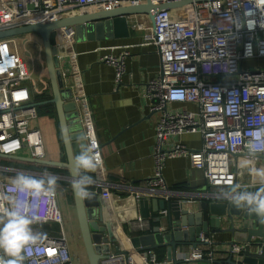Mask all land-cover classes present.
Returning a JSON list of instances; mask_svg holds the SVG:
<instances>
[{
  "label": "built area",
  "instance_id": "2783aa9c",
  "mask_svg": "<svg viewBox=\"0 0 264 264\" xmlns=\"http://www.w3.org/2000/svg\"><path fill=\"white\" fill-rule=\"evenodd\" d=\"M148 1L160 5L184 0H0V31L49 23L84 12H111ZM128 20L131 30L142 32V46L153 47L161 61L159 76L147 83L146 91L151 111L159 114L155 125V172L143 191L129 197L135 202L141 198H171L173 192L166 186L161 170L165 160L175 157H185L193 168L203 171L210 187L235 186L234 168L239 159L264 160V152L251 156L248 151L249 141L264 128V66H245L252 60H264V0H192L156 12L154 27L147 16H131ZM73 36V28L62 30L63 44L72 43ZM21 40H0V153L45 160L41 134L31 126L38 118V110L27 86L30 71L20 47ZM127 55V52L118 56L105 54L99 59L116 69V82L121 81ZM178 103L194 104L198 110H168V105ZM79 117L87 147L98 160L95 192L101 191V196L110 200L116 195L106 181L102 148L90 114L84 111ZM184 134H199L202 147L191 150L172 141L173 137ZM4 172L12 177L20 172L40 175L1 167L0 175L3 173L5 178H0V190L7 193L12 192V179H7ZM204 197L210 200L218 195ZM6 208L7 204L0 201V213ZM35 215L37 220L32 226L55 223L59 225V235L40 234L36 244L24 253L23 264H74L56 189L39 201ZM160 215L166 217L167 212L161 211ZM133 227L145 231L149 224L140 216ZM165 231L166 227L160 226V232ZM243 249L242 245H234L227 250V258L224 255L217 258L211 241L201 234L197 247L179 255L176 252V259L183 263L238 264ZM230 256L234 263L229 261ZM0 257L9 258L3 250ZM101 264L171 263L167 257L158 261L156 253L150 250L129 255L109 252Z\"/></svg>",
  "mask_w": 264,
  "mask_h": 264
},
{
  "label": "crops",
  "instance_id": "0c3cea01",
  "mask_svg": "<svg viewBox=\"0 0 264 264\" xmlns=\"http://www.w3.org/2000/svg\"><path fill=\"white\" fill-rule=\"evenodd\" d=\"M27 38L29 42L33 40L30 36ZM142 39V32L131 30L130 37L121 40H106L99 43H69L67 41L63 44L66 47V52L60 53L59 58L60 70L63 72L65 85L73 91L77 99L79 98L77 104L80 115L84 111L90 114L95 136L102 148L106 181L110 184V190L117 196L106 200L101 196V191L99 192L105 205L104 221L108 230L113 233L120 243L125 245H127V239L131 237L152 234L154 229L152 228V222L155 226L164 225L166 231L168 230V216L162 217L160 215L161 211L159 213L152 211L150 218H142L144 222L149 224V229L139 231L133 227V222L140 217V214L135 208V204H133V199L129 196L143 191L154 175L155 125L159 118L158 113L151 111L152 105L146 96V91L147 83L159 76L161 61L153 47L142 46ZM122 52H127L128 55L124 59V71L121 81L116 82V69L113 66L101 63L99 59L105 54L118 56ZM28 68L30 80L27 82V86L30 89L32 103L38 104L51 99L52 92L46 68L42 70L37 68L36 65H34V68L28 65ZM34 71L39 77L37 81L32 82L31 75ZM41 95L50 97L42 99ZM168 110L171 112L197 111L198 107L194 104L178 103L168 105ZM54 114L57 117L56 109ZM32 128L38 130L41 134L45 160L64 161L65 149L58 119L52 118L48 112L45 115L38 114ZM172 141L180 142L191 150H199L203 144V139L199 134L176 136L172 138ZM21 156L25 157L23 154ZM16 162L27 164L20 161ZM31 165L36 168L41 167V165ZM253 168H264V160L257 158L252 162H246L239 159L234 168L237 171L235 186L249 191L258 190L261 183L259 178L252 174L251 169ZM62 170L63 173L51 175L57 180L55 189L58 192L59 209L63 216V228L74 258V264H82L84 261L81 250H84V246L81 236L73 237L72 240L67 234L68 231H66V223L71 219V206L74 207V200L71 183L62 179L63 176L69 175V171ZM22 171L40 174L39 176L36 174L30 175L34 177L46 174L43 171ZM161 172L166 186L173 192L171 198L185 197L191 201H204L206 195L213 197L218 195L217 198L210 199V201L215 202L222 200L223 195L228 194L227 188L210 187L203 171L193 168L185 157L165 160ZM96 173L97 169L89 173L93 176L94 181L99 180V177L95 175ZM1 174L0 178H5L3 173ZM61 182L70 185H61ZM178 185L184 188L175 190L174 188ZM96 187V183L91 186L93 189H96ZM127 197L129 198L126 199ZM160 198L157 197V199ZM127 208H130L128 213L125 212ZM158 216L161 219L160 224L155 222ZM39 225L41 226V224ZM42 225L46 226L43 231L38 232V228L36 231L33 229V231L39 234L59 235L58 231H51L52 226L59 227L58 224L46 223ZM209 240L211 241V247L217 252V258L220 255L228 257L226 252L230 247L225 244L230 241L229 234H213ZM189 250H191L190 246H179L177 254ZM182 264L210 263L203 261Z\"/></svg>",
  "mask_w": 264,
  "mask_h": 264
},
{
  "label": "water",
  "instance_id": "95a60500",
  "mask_svg": "<svg viewBox=\"0 0 264 264\" xmlns=\"http://www.w3.org/2000/svg\"><path fill=\"white\" fill-rule=\"evenodd\" d=\"M207 1L212 0H195V2ZM189 3H192V0L160 5H154L148 1L146 4L121 7L111 12H84L49 23L0 31V40L22 38L21 42H26L29 36L40 38L52 98L33 105L35 107L49 104L55 106L65 149L64 161L36 160L1 153L0 160L7 159L65 169L69 171V175L63 176L62 179L71 183L76 171L74 157L81 147L87 144L79 117L78 99L73 91L66 87L60 70V53L66 52V47L61 40L62 30L74 29L72 43H99L106 40L126 39L131 35L129 17L147 16L154 27L156 12L171 10ZM89 190L92 193L91 199L82 200L72 189L80 236L88 264H101L109 252H122L124 255H129L159 247H166L168 263L182 264V261L176 259L179 246L195 248L199 244L201 234L209 239L211 235L218 233L230 235V241L225 244L230 248L234 245L244 246L239 255L238 264H264V224L260 223L255 215L248 214L246 209L237 208L223 198L220 201L204 200L200 203L185 197V199L182 197L183 199L169 198L167 200L141 198L138 202L134 201L133 204L142 218H150L152 211L156 213L166 211L168 230L161 233L160 225H157L152 234L131 237L127 239V245H125L120 243L107 228L104 221L105 205L101 196L95 192V189ZM129 209L127 208L125 212L128 213ZM160 221L158 216L155 222L160 224ZM232 258L233 256L229 257L230 262H233Z\"/></svg>",
  "mask_w": 264,
  "mask_h": 264
},
{
  "label": "clouds",
  "instance_id": "9594fccd",
  "mask_svg": "<svg viewBox=\"0 0 264 264\" xmlns=\"http://www.w3.org/2000/svg\"><path fill=\"white\" fill-rule=\"evenodd\" d=\"M248 151L251 156L264 152V128L259 129L249 141ZM74 160L76 171L71 187L80 199H91L92 193L89 189L95 181L89 173L98 167L96 154L85 145L75 155ZM251 172L261 183L258 190L229 187L226 189L228 194L223 195V199L237 208L246 209L248 214L255 215L264 224V168H253ZM56 184L57 180L51 174L34 177L20 172L12 178L11 193L0 190V201L7 204L6 210L0 213V250L9 257H0V264H23L24 253L41 238L32 229V224L37 220L35 212L38 203L46 195L55 192Z\"/></svg>",
  "mask_w": 264,
  "mask_h": 264
},
{
  "label": "rangeland",
  "instance_id": "374dc122",
  "mask_svg": "<svg viewBox=\"0 0 264 264\" xmlns=\"http://www.w3.org/2000/svg\"><path fill=\"white\" fill-rule=\"evenodd\" d=\"M32 38V41H26V42H21L20 47L22 51L25 53L27 65L32 66L34 68V65L37 66V68L44 70L46 68L45 65V59H44V53H43V48L41 45V40L39 37L36 36H30ZM28 39V38H26ZM26 52L29 55H26ZM245 66H253V67H259V66H264V60H252L249 62L245 63ZM37 73L34 71V73L31 75V81L35 82L38 80ZM1 100V97H0ZM37 120V119H36ZM35 120V121H36ZM32 124H34V122ZM32 126V125H31ZM7 179H12V176H6ZM58 206H59V200H58ZM71 219L66 223V231L69 238L73 240V237L76 238L80 236V230L78 226V221H77V214L75 211V207L71 206ZM39 226V224H38ZM81 256L83 257V263L82 264H88L87 256L85 253V250H81Z\"/></svg>",
  "mask_w": 264,
  "mask_h": 264
},
{
  "label": "trees",
  "instance_id": "16d2710c",
  "mask_svg": "<svg viewBox=\"0 0 264 264\" xmlns=\"http://www.w3.org/2000/svg\"><path fill=\"white\" fill-rule=\"evenodd\" d=\"M40 97L42 99H46V98L48 99L50 96L41 95ZM37 110H38V114L45 115V113L48 112L52 118L57 119V117L54 114V110H55L54 105H50V104L45 105V106L37 108ZM0 167L12 168V169H18V170L43 171V172L50 173V174L63 173L64 172L62 169H58V168L44 167V166H41L40 168H36V167H34L28 163L27 164H23V163L21 164V163L14 161V160H7V159H1L0 160ZM4 175L9 176L12 174L4 172ZM13 176H16V175L13 174ZM60 184L61 185H70V184L65 183V182H61ZM183 188H184L183 186L178 185L174 189L179 190V189H183ZM90 189H93V188L90 187ZM45 227L46 226H43L42 224H41V226L40 225L39 226L34 225V226H32V229H34L36 231V229L38 228L37 230H38V232H40V230L43 231L45 229ZM152 228H155V224L153 222H152ZM49 230H50V228H49ZM51 231H54V232L58 231L59 232V227L56 225L52 226ZM154 252L156 253L158 261H160V262L164 261L167 257V249L165 247L156 248L154 250Z\"/></svg>",
  "mask_w": 264,
  "mask_h": 264
},
{
  "label": "flooded vegetation",
  "instance_id": "af4514ba",
  "mask_svg": "<svg viewBox=\"0 0 264 264\" xmlns=\"http://www.w3.org/2000/svg\"><path fill=\"white\" fill-rule=\"evenodd\" d=\"M43 48V47H42ZM43 53H44V50H43Z\"/></svg>",
  "mask_w": 264,
  "mask_h": 264
}]
</instances>
